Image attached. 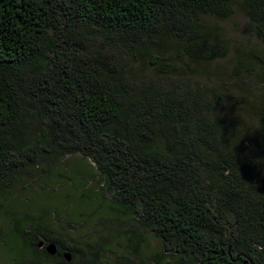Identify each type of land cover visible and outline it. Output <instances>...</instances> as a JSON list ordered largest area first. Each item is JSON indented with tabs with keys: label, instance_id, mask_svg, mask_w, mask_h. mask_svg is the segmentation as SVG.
I'll use <instances>...</instances> for the list:
<instances>
[{
	"label": "trees",
	"instance_id": "obj_1",
	"mask_svg": "<svg viewBox=\"0 0 264 264\" xmlns=\"http://www.w3.org/2000/svg\"><path fill=\"white\" fill-rule=\"evenodd\" d=\"M235 10L263 50L235 53L229 85H201L202 68L231 52L203 18ZM258 82L264 0H0V189L80 154L124 218L161 242L160 258L264 264ZM45 219L12 223L15 259L49 232Z\"/></svg>",
	"mask_w": 264,
	"mask_h": 264
},
{
	"label": "rangeland",
	"instance_id": "obj_2",
	"mask_svg": "<svg viewBox=\"0 0 264 264\" xmlns=\"http://www.w3.org/2000/svg\"><path fill=\"white\" fill-rule=\"evenodd\" d=\"M203 23L221 30L220 38L228 43L231 52L225 60L202 68L205 79L201 80V85H216L218 79L229 85L235 53L251 61L263 47L239 10L227 20L207 16ZM153 74L148 75L152 83L156 82ZM23 76L28 83L36 77L31 68L24 70ZM256 85L264 99V83ZM27 121L29 134L36 133L39 130L36 118L28 114ZM101 181L90 162L77 154L59 161L51 168L50 175H42L40 167L13 182L7 193L0 189V264H16L17 247L14 250L16 245L8 239L12 223H23L35 214L40 215V219L46 218L47 230L54 237L80 251L76 264H98L100 259V264H157L156 261L179 264L178 257H159L161 242L146 232L139 221L124 218L121 210L113 205V198L99 187ZM50 214L55 216L48 217Z\"/></svg>",
	"mask_w": 264,
	"mask_h": 264
},
{
	"label": "flooded vegetation",
	"instance_id": "obj_3",
	"mask_svg": "<svg viewBox=\"0 0 264 264\" xmlns=\"http://www.w3.org/2000/svg\"><path fill=\"white\" fill-rule=\"evenodd\" d=\"M20 241V243H22L21 246L28 243L25 238L20 239ZM49 245L54 247L53 255H50L47 251V246ZM26 252L25 249H22L21 252H19V256L16 255L18 258L14 260V262H16V264H76L75 258L80 251L65 245L60 238L54 237L48 232L38 235L37 241L33 243L32 249L28 250V260ZM66 254L70 255L69 261L64 257ZM229 260L234 262L231 258H229Z\"/></svg>",
	"mask_w": 264,
	"mask_h": 264
},
{
	"label": "water",
	"instance_id": "obj_4",
	"mask_svg": "<svg viewBox=\"0 0 264 264\" xmlns=\"http://www.w3.org/2000/svg\"><path fill=\"white\" fill-rule=\"evenodd\" d=\"M47 251L50 255H53L54 254V247L52 245L47 246ZM64 257L66 258L67 261H69V259H70L69 254L64 255Z\"/></svg>",
	"mask_w": 264,
	"mask_h": 264
}]
</instances>
